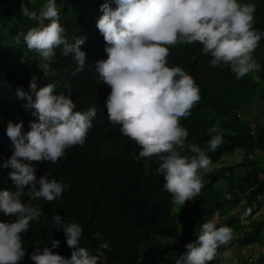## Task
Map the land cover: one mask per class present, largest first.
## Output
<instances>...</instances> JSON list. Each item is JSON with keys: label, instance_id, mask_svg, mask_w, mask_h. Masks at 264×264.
Returning a JSON list of instances; mask_svg holds the SVG:
<instances>
[{"label": "trees", "instance_id": "trees-1", "mask_svg": "<svg viewBox=\"0 0 264 264\" xmlns=\"http://www.w3.org/2000/svg\"><path fill=\"white\" fill-rule=\"evenodd\" d=\"M45 1L48 0H0V165L13 152L6 133L9 121L23 122V132L27 133L30 122L38 119L32 116L35 110L26 107L27 96L33 102L36 99L35 91L29 87L33 76L38 77L36 91L52 84L54 95L62 93L73 100L74 111L95 107L104 112L111 92L96 70V62L107 59L105 49L109 46L95 25L103 15L101 5L105 0H55L63 12L61 15L57 9L59 23L67 28L69 38L82 36L87 41V48L81 49L86 54L84 68L75 75L77 64L71 54L62 55L63 46L54 49L56 54L44 62L50 64L46 71L40 66L42 57L30 51L24 41V35L38 22L22 15V3L39 13ZM107 2L113 9L117 7L114 0ZM238 2L256 5L254 29L264 33V0ZM48 23L46 19L44 24ZM168 47L167 66L181 67L200 89V101L187 118L180 120L188 137L185 147L178 149L189 160L197 155L194 148L211 159L213 170L204 173L200 169L197 173L204 185L200 194L183 206L173 204L171 194L163 188L164 174L156 171L158 157L137 161L140 146L119 131L120 125L106 121L100 113V117L93 118L82 146L67 148L56 163L43 161L34 165L37 179L46 175L66 187L61 197L52 202L31 200L27 195L21 198L22 203L39 206L42 215L21 234L25 256L18 264H34L30 256L37 245L41 250L51 247L52 239L60 241L52 251L70 258L72 250L63 229L57 230L53 215L61 216L65 223L81 225L79 244L98 257V264H175L187 251L186 244L195 241L202 224L215 213L219 215L215 226L230 227L236 235L227 245L217 248L208 264H225L226 252L233 245L253 243L263 247L259 261L264 264V218L256 217L258 208L264 205L260 200L264 196V163L254 157L257 151L264 153V125H260L264 120V35L252 53L261 66L255 73L259 83L252 74L236 79L228 65L212 66V57L203 53L199 43ZM18 90L26 94L25 98L18 96ZM253 98L260 102L262 111L249 118L244 111ZM212 127L219 130L212 135L219 134L223 140L215 152L208 146ZM238 149L245 154L241 162L216 166L225 155ZM239 168L249 171L234 175ZM10 171L0 169V191L15 190ZM224 180L226 185L222 186ZM15 219L0 212V222ZM246 219L249 220L244 223ZM96 233H100L99 238ZM102 242H107L108 248H101Z\"/></svg>", "mask_w": 264, "mask_h": 264}, {"label": "clouds", "instance_id": "clouds-1", "mask_svg": "<svg viewBox=\"0 0 264 264\" xmlns=\"http://www.w3.org/2000/svg\"><path fill=\"white\" fill-rule=\"evenodd\" d=\"M114 2L115 9L105 0L101 5L103 15L95 24L109 45L105 49L107 59L96 62L99 77L111 88L104 112L95 107L85 112L74 111L73 100L62 93L54 95L52 84L36 91L38 77L33 76L29 87L35 91L36 99L33 102L32 97L27 96L26 107L34 109L32 116L38 119L30 122L27 133L23 132V122L9 121L7 125L13 152L0 169H11L8 175L15 190L0 191V212L16 219L0 222V264H18L24 258L21 234L29 230L31 221L42 215L39 206L22 203L21 198L27 195L31 200L42 198L52 202L61 197L66 187L46 175L37 179L34 165L43 161L56 163L67 148L82 146L93 118L100 117V113L106 121L120 125L119 131L140 146L137 161L158 157L156 171L164 174L163 188L171 194L173 204L183 206L200 194L204 185L197 173L200 169L204 173L212 171L211 159L199 148L193 149L197 155L190 160L178 151L185 147L188 137L180 120L187 118L200 101V89L181 67L167 66L168 46L199 43L203 53L212 57V66L228 65L236 79L252 74L259 83L255 73L261 66L252 53L264 33L254 29L255 4L238 0ZM21 9L23 16L38 22L23 38L27 48L42 57L40 66L47 71L50 64L44 62L56 54L54 49L63 46L62 55L71 54L77 64L73 75L82 71L86 54L81 49L87 48V41L82 36L69 38L67 28L59 23L58 10L63 14L60 5L48 0L39 13L23 3ZM46 19L50 21L47 25L44 24ZM70 40L74 42L69 43ZM17 94L20 98L26 96L21 90ZM218 131L216 127L209 129L208 146L212 152L223 142L221 135H212ZM215 215L217 213L202 224L195 241L186 244L187 251L175 264H208L214 259L217 248L232 240V229L217 228ZM52 220L57 230L64 231L72 250L70 258L52 251L60 244L59 240L52 239L51 247L44 246L41 250L37 245L30 256L34 264H98V257L79 244L81 225L65 223L59 215H53ZM95 236L99 238L100 233ZM100 247L108 248L107 242H102Z\"/></svg>", "mask_w": 264, "mask_h": 264}, {"label": "rangeland", "instance_id": "rangeland-1", "mask_svg": "<svg viewBox=\"0 0 264 264\" xmlns=\"http://www.w3.org/2000/svg\"><path fill=\"white\" fill-rule=\"evenodd\" d=\"M32 2V0H30ZM249 108L245 110V114L247 117L251 118L254 115L261 114L262 111V105L260 102L256 99L253 98L248 105ZM260 125H264V120L260 123ZM245 157V154L242 150L238 149L234 151L232 154H227L225 155L219 162L218 165H228L231 162H241ZM254 157L258 158L262 163H264V153L262 151H257V153L254 154ZM249 170L246 168H239L236 169L234 172V175L239 176V175H244L247 173ZM226 185V181H222V186ZM224 189V188H223ZM261 202L264 203V196L260 198ZM256 217L258 219H263L264 218V206L258 208V212ZM219 219V215L214 216V224L217 223ZM233 237H235L236 234H232ZM263 251V247L260 244H249L247 246H243L240 244H235L231 249L228 250L226 257H227V262L225 264H261L259 261V257ZM233 252L235 255H233ZM239 256L241 259H236V257ZM251 259V260H250Z\"/></svg>", "mask_w": 264, "mask_h": 264}]
</instances>
